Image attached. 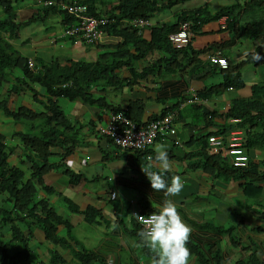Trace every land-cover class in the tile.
Returning <instances> with one entry per match:
<instances>
[{
  "label": "crops",
  "instance_id": "1",
  "mask_svg": "<svg viewBox=\"0 0 264 264\" xmlns=\"http://www.w3.org/2000/svg\"><path fill=\"white\" fill-rule=\"evenodd\" d=\"M233 1L230 0L225 5ZM256 1H260L261 4L255 10L264 17V0ZM159 2L165 0H158ZM238 2L244 3L243 0ZM253 7L254 3L248 5L249 12L242 14L241 17L246 20L253 19L251 18L255 11L252 10ZM180 11L173 12L171 7L164 9L155 13L150 23L152 25L171 23L175 14ZM230 20V17L225 19L221 16L215 21L207 22L200 26V33L191 37V50L201 53L196 57L199 65L195 70L194 61L188 62L184 71L180 70V65L174 57H178L181 52L170 57V61L164 62L158 52H152L133 60L128 65L138 72L147 66L158 64V68L154 65V70L149 74L133 78L128 71L130 68L121 66L116 74L123 79L122 84L115 89L99 86L109 102L139 123L147 121L150 116L158 115L162 108L172 106L170 111L174 115V135L154 141L146 153L123 152L115 156L109 141L96 131L98 126L105 123L106 112L98 111L100 117L96 119L95 109L79 102L73 103L72 112L76 114L81 128L77 134L76 147L72 154L66 157V161H69L66 162V166L72 172L80 174V177L74 184H70L67 175L58 169L49 171L44 176V181L59 191L61 196L51 195L46 201L61 219H65L71 225V233L78 244L93 252L105 264H149L146 256L141 253L140 246L123 231L121 224L125 227L130 225L132 211H138L142 207L147 210L157 208L156 206L162 204L165 199L163 192H155L152 189L150 181L141 169L147 167L154 159L155 148L159 144L166 146L171 162L170 174L166 173L165 178L167 176L166 179L170 183L172 176L179 175L184 182V188L179 195L169 198L177 204L184 222L192 229L188 242L190 250L198 249V253L202 252L209 264L215 262L236 264L249 259L253 254L256 264H264V177L262 180L254 178V185L260 187V190L247 186L243 192L244 178L233 180L220 175L216 172V166L204 159L203 154H208L204 151L207 141L203 152L200 150L201 136L218 131L217 129L222 126H225V130L234 127L235 123L228 124L220 116L233 101L251 98V91L256 86L259 87L254 91L256 96L261 97V92H264V72L258 73L257 69V64L264 62V59L256 61V64L254 61V57L264 53V37L248 38V43L241 50H236L237 40L230 42L233 34L228 24ZM45 32L43 31L45 35L39 38L23 39L27 40L25 45L32 52V55H28L33 56L35 60L38 57L43 60L42 55L37 56V52L47 49L56 42L67 44L63 45V48L70 50L71 59L85 57L93 60L98 52L104 51L107 44L116 41V38L104 37L102 44L96 45L99 47L96 48L71 40L66 41L67 39H55L58 30L48 34ZM140 34L144 39H148L149 28H142ZM215 44H221L220 51L228 63V68L246 59L237 69L243 85L237 89L227 87L218 92L210 90L206 97H199L196 102L193 100L188 102L192 93L201 89L207 90L208 87H215L222 82L220 69L207 62L208 51L204 50ZM157 58L160 59L159 62ZM184 58L186 57H180L181 60ZM248 63L252 64V68H247ZM0 124L1 133L10 121L1 116ZM247 128L246 130L249 129ZM260 129L261 126H257L254 132ZM75 136L72 139H75ZM248 155L251 166L253 164L259 174L264 170V148L250 145ZM62 196L72 201L79 209L86 205L98 209L106 215L107 222L104 223L102 220L95 223L85 222L81 214L69 211L66 205L68 201H63ZM116 219L120 224L114 222ZM29 228L33 234L28 241L33 249L30 255L31 264L34 262L45 264L51 244L43 242L36 227ZM61 228L57 227L58 230ZM68 249L77 250L76 245H71ZM59 252L63 257L62 264H75L73 257H68L61 249ZM194 256L192 255L195 261Z\"/></svg>",
  "mask_w": 264,
  "mask_h": 264
},
{
  "label": "trees",
  "instance_id": "2",
  "mask_svg": "<svg viewBox=\"0 0 264 264\" xmlns=\"http://www.w3.org/2000/svg\"><path fill=\"white\" fill-rule=\"evenodd\" d=\"M24 1L26 0H0V112L5 117H9L14 124L26 123L25 131L15 130L10 134L11 138H16L20 143V157H18L17 164H11L8 161V155L13 151L16 144H11L12 141H10L8 146L5 141V135L0 133V194L3 195V205L0 206V221L10 223L9 241L5 243L0 241V264H31L30 255H32V251L27 247L28 239L33 237L30 226L36 227L42 234V238L53 245L52 248L48 249L51 254H49L46 264L63 262V257L60 256L55 248H69L71 245L77 246V251L74 252L75 255L73 256L76 259V264H105L101 258L78 244V241L71 233V225L53 211L45 198L36 197L37 189L47 194L53 192L50 187L42 182L43 174L55 167L50 162H63L64 154L72 151L70 146L65 147L64 145L65 139H68L66 130L71 128L69 127L71 123L65 122V115L57 104V98L84 101L96 106L105 105L103 99H97L90 94V87L98 82L105 86L113 85V88L118 87L122 84L123 79L117 77V68L123 65L128 67L133 60L145 57L152 52H158L161 58L164 59L163 62L170 61L172 57L181 52L178 57H174V60L180 65V70L184 71V68L189 64L188 62L192 61L195 63V70L199 65L196 57L201 53L192 51L189 45L186 48H172L167 40V34L175 31L181 22H188L193 33H200L201 25L209 21H215L222 16L225 19L227 17L231 18L230 23H228L233 33L230 42H233L241 35H245L249 39L264 37L263 14H257L256 10L254 11L257 15L256 19L246 20L241 17L242 14L249 12L250 8H248V5L254 3L252 10H255L261 3L256 0H243L244 3L240 4L239 0H234L231 4L223 5L214 11H209L204 5L193 10H183L175 14L171 23L151 25L148 39H144L137 32V29L120 28L118 21L135 17L149 19L155 13L169 9L174 4L186 0H165V2L159 3L158 0H65V2L77 1L85 4L89 15H104L106 18L114 20L115 22L107 25L105 30L109 34L119 37V41L109 46V50L102 53L98 52L93 62L76 59L59 65L56 59H52L48 63H40L42 61L38 59L41 68L31 71L26 65L25 57L19 55L13 44V41L17 39V31L32 23H42L48 15L52 14H57L60 17V22H56V27L54 28L60 33L67 29L69 24L74 25L77 22L75 23V13L67 14L66 10L64 11L60 8L56 10L53 6L44 8L41 5L34 6V11L25 20L17 21L14 4L18 5ZM67 38H69L67 35L59 37V39ZM26 41L23 40V43ZM213 46L221 48V44ZM96 48L99 47L96 46ZM183 56L186 58L181 60L180 57ZM259 58L261 60L264 59V53L258 55L257 59ZM157 61L159 62L160 59L157 58ZM245 61L246 59L229 68L220 69L222 82L215 87H208L207 90L201 89L196 92V95L204 98L210 90L218 92L227 87L234 89L242 87L243 83L237 69ZM154 65L158 68V64H152L138 72L133 71L132 68L127 69H129L128 71L133 78H141L153 71ZM13 68L19 70L18 75L12 73ZM32 83H36L42 94H38L32 88ZM96 87L94 86V88ZM256 88L259 87L256 86ZM255 89L251 91V98L233 101L227 110L220 115L225 121L238 119L235 125L237 128L245 129L243 145L246 149L250 145L261 146V149L264 148V92H261V97L259 95L256 96L254 93ZM20 92L30 93L29 96L38 109L33 110L25 106H18L16 110L9 109L7 107V103L10 102L8 100L9 97ZM106 107L110 110H119L118 107L111 104L106 105ZM171 107L161 109L158 115L150 116L149 119L163 115ZM210 113L215 114V112ZM123 114L130 118L126 112H123ZM203 117L205 118L206 116L204 115ZM254 125L256 127L261 126L260 131L254 132L256 128ZM217 130L201 136V151L205 147L208 135L212 133L220 134L226 131L225 126ZM50 146L62 149L63 153L61 155L56 152L52 153L48 149ZM113 150L116 151L117 149L114 148ZM123 152L116 151L115 156ZM53 154L57 156V160L49 161V157ZM203 157L207 162L216 166V172L220 175L227 176L233 180L244 178L245 182L242 183L244 184L242 186L243 192H245V187L247 186L260 190V187L254 185V178L262 180L264 170L258 174L250 162L245 167L239 168L233 167L215 155L203 154ZM25 169L28 170V176L25 175ZM63 173L67 175V181L70 184H74L80 177V174L70 172L66 168L63 169ZM167 174L170 173L167 172ZM251 175L254 176L252 177ZM57 195L61 196V193H57ZM61 199L65 202L68 201L66 205L69 211L81 214L85 222L95 223L101 221L102 216L98 209L90 205L79 209L68 198L62 196ZM146 210L147 208L145 207L139 209L140 212ZM114 222L120 224L118 219ZM20 224L25 225L27 233L22 231ZM121 225L123 231L138 245H141V240L138 236L140 229L133 219H131L129 226ZM58 226L62 227L61 231L57 229ZM13 239L17 240V244L20 245L21 249L8 247ZM140 248L141 253L146 256L149 260L148 263L151 264L152 253L150 250L142 245ZM198 252L196 248L191 249L192 255H195V261L192 257L190 264H209L206 256L202 252ZM217 263L215 262V264ZM236 264H256V259L253 254L249 259L239 261Z\"/></svg>",
  "mask_w": 264,
  "mask_h": 264
},
{
  "label": "clouds",
  "instance_id": "3",
  "mask_svg": "<svg viewBox=\"0 0 264 264\" xmlns=\"http://www.w3.org/2000/svg\"><path fill=\"white\" fill-rule=\"evenodd\" d=\"M46 1L47 0H34L33 3H27V4H30L29 5L30 6V10H29L30 13H29L28 16H30L32 11H34V6H36V5H41L44 8L45 7H49V6H53L56 10H58V8H60V9H62L64 11L66 10L67 14H69V13L74 14L75 13V18H76L75 23L77 22V24H74V25L69 24L70 26L68 25L67 29H65V30L62 29L63 31H61V33L59 32V33L55 34V36L57 35V37L55 39H57V38L59 39V37H61L63 35H67L69 37L67 39L71 40L72 42H78V43H81L83 45H89V46H95L96 47V45L102 44V40L104 39V37H111L113 39L116 38V41L114 43H109V44H107L105 46L104 51L109 50V46H111V45H113V44H115L116 42L119 41V37L111 35L105 30L107 25H109L111 23H114L115 21L112 20V19L106 18L104 15H100V16L89 15L88 11H87V7H86L85 4L79 3L77 1L65 2V0H52V1H50V3H45ZM69 5L81 7L83 9L81 11H78V12H69L67 10V6H69ZM48 16H50V15H48ZM51 16H56L57 17L56 22H60V17L57 14H52ZM82 16L90 17V18H93V19H95L97 21V29L100 30V35L93 42H87L82 37H80V31H77V32H74V33H70L71 29H73V28H75L77 26H80V22L82 20L81 19ZM25 19H23V20H25ZM150 19H151V17L149 19H143V18H139V17H135V18H131V19H121V20L118 21V24H119L120 28L121 27H123V28L126 27V28L137 29V32L140 33L142 28H145V27L149 28L152 25L150 23V21H151ZM16 20L17 21H21V20L17 19V16H16ZM179 24H178V26H179ZM27 26H25V27H27ZM178 26H177L176 30L178 29ZM25 27H22V28H20L17 31V37H16L17 39L19 37L20 31L22 29H24ZM189 27H190V25H189ZM59 28L61 29V27H59ZM175 31H172V32L167 34V40H168V35L171 34V33H174ZM59 40H62V39H59ZM19 41L20 40L13 41V44L15 45V47H16V44H18ZM21 43L23 45H25V43H23V40L21 41ZM169 43H170V41H169ZM170 45H171V43H170ZM186 46L180 47V48H186ZM189 46H190V44H189ZM171 47L174 48V49H180V48H175L172 45H171ZM19 48L17 49V47H16L18 52H19ZM212 48H217V47L211 46V47L206 48L204 50L209 52V50L212 49ZM217 49L220 51L219 48H217ZM100 53H102V52L100 51ZM220 53H221V51H220ZM19 55H21L20 52H19ZM21 56L25 57L26 65H27L29 70L36 71L37 69L41 68L40 65H39V60H41V57H38L39 60L37 59L38 60L37 61V60L34 59L33 56H29L28 54L24 55V56L21 55ZM221 56H222V54H221ZM96 57H97V55L94 57L93 60H85V61H92L93 62L96 59ZM53 58L56 59L57 62H59V65H63L65 63H67L69 60H76V59H71V58L60 59V58H57V57H52V58H50L47 61L41 60L42 62H40V63H48ZM257 58H258V55H257ZM79 59H81V58H79ZM211 65H213V64H211ZM213 66H216V65H213ZM123 67H125V66L123 65ZM226 67H228V63H227ZM128 68H130V67H128ZM219 69H224V68H219ZM133 71H135V70H133ZM116 73H117V70H116ZM119 79H121V78H119ZM31 85H32V88H34L36 91L38 90L37 91L38 94H39V92L42 93L41 89H39V87L36 85V83H32ZM94 86H97V87L94 88ZM99 86L100 87H111V88H113V85L105 86L101 82H98L95 85H92L90 87V90H89L90 94L93 97L97 98V99H103V101L105 102V105H102V106L97 105L96 106L95 104L90 105L89 103L84 102V101L83 102L79 101V100L70 101V100H67V99H64V98H62V99L66 100L68 102H71V103L79 102V103L85 104V105L95 109L96 110V119H99V117H100V115L98 114V111L106 112L107 117H106L105 123L100 125V126H98L96 131L102 138H104L105 140L109 141V144L111 145L112 150L115 148V149H117L116 151L132 152V153H137V154L146 153L148 151L149 147L154 143V141L159 140V139L153 140L151 144H148L147 146H145L143 148H121L120 145H117V144H115L113 142L110 134H106V133L102 132L106 128V126L108 124V121H109V118L111 117V115H116V114H122L123 116H125V115L123 114V112H124L123 110L122 111L121 110H110V109H108L106 107V105H108V104H111V105H113V104L107 100L108 98L104 96V94L102 93L103 90L101 88H99ZM113 89H115V88H113ZM29 94L30 93H25V92H20L18 94H12L9 97V99H8V100H10V102L7 103V107L9 109H11V110H16V108L18 106H22V104H20V103L18 105H16L17 101L20 100V98H22V100L24 99L26 101L34 103L31 100V97L29 96ZM196 94H197L196 92L191 94V101L193 100V102H196L197 98H199ZM14 100H16V101H14ZM15 102H16V104H15L16 107L13 108L12 106H13V104ZM27 108H29V107H27ZM35 108H34V110H35ZM63 113H64V111H63ZM72 114L74 116L73 118L69 117L68 114L64 113L65 122L71 123V126H69L71 128L66 130V135H67L68 139H65V144L64 145H65V147L70 146L72 151L70 153L64 154V156L62 158L63 162H50V163L55 165V167L51 168V170L58 169L61 173H63V169L64 168L68 169V167L66 166L67 165L66 162H69V161H66V157L71 155L73 150H74V148L76 147V142L78 141L77 134H78V132L80 131V128H81V125H79L78 118H77L76 114H74L73 112H72ZM167 114H172L173 115V112H171L170 109H169V111H167L163 115L157 116L154 119H148L147 121H145L143 123H139L138 121L132 120V118L130 119V118L126 117V116L125 117L131 123H133L135 126H137V128H139V127L141 128V127L145 126L147 123H149L150 121L161 119V117H163V116H165ZM0 115L2 117L4 116L1 112H0ZM6 118L9 119L10 124L13 123L12 120L9 117H6ZM230 122L236 124L238 122V119L237 118L228 119L227 123L229 124ZM172 124H173V128H174V115H173ZM7 125H9V124H7ZM242 130L240 128L238 129L236 127V125H234V127L227 129L226 132H223V133H220V134H212V135H222V134L225 135V134H227L230 131H238L239 134L241 135V138H242V140H241L242 147H243V149H244V151H245V153L247 155L246 163L243 166H241V167H245L247 165V163L249 162V155H248V149H246L244 147V145H243L244 144L243 141H244L245 131H243L244 132L243 133ZM13 131H15V130H13ZM12 132H6L5 134L1 133V134L5 135V141H6V144L8 146L10 144V141L16 140V138H11L10 134ZM174 133H175V128H174ZM174 133H173V135H174ZM173 135H170V136H173ZM73 136H75V139H72ZM209 136L210 135H208L206 137V141H207V138ZM19 149H20V147L18 146V144H16V146L13 149V151H11L9 153L8 161L11 164H17L18 163V157H20V150ZM48 149L52 153L56 152L59 155H61L63 153L62 149H60L58 147L50 146ZM116 151H114V153ZM155 153L156 154H155L154 159L151 160V162L148 164V166L147 167H141V169H142L143 173L146 175V177L148 178V180L150 181V185H151L152 189L155 192H163L164 196H165V199L163 200L162 204H158L156 206L157 208H150V209H148L146 211H143V212H140L139 210L138 211H132L131 212V214H132L131 215V219H133V221L136 223L133 214L151 212L149 215H147V217H145L143 215H139L138 216L140 218L141 224L143 225L142 229H140L138 224L136 223L138 228L140 229V231L138 232V236L140 237L141 245L142 246H146L150 250V252L152 253L151 264H190V261H191V258H192V253H191L190 248L188 247V242L190 240L192 229H191L190 225H188L187 223L184 222L182 216L180 215V212L178 211L177 204L172 199L169 198L171 196L179 195V193L184 188V182H183L182 178L179 175L172 176L171 180H170V183L165 178V173L171 171V162H170L169 157H168L166 146L164 144L157 145L156 148H155ZM206 155L218 156V158H220L222 160H225L226 162H228V164H230L228 156L221 157V156H219L217 154H206ZM55 160H57V156L56 155L53 154V155H51L49 157V161H55ZM12 162H15V163H12ZM241 167H239V168H241ZM23 168H25V167L23 166ZM51 170H49V171H51ZM49 171H47V172H45V174H43L42 182L46 186L50 187L53 190V192L50 193V194H47L46 192H43V191L37 189L36 190V197L37 198H45V199H47V197H49L51 195H57V193H59V191L55 190L52 185H50V184H48V183H46L44 181V176ZM69 171L71 172V170H69ZM75 174H77V173H75ZM25 175L28 176V170H26V169H25ZM0 195H1V197H0V202H1L0 206H1V205H3V195L2 194H0ZM10 216H12V215L10 214ZM15 223L18 224L17 222H15ZM20 226L22 228V231L24 233H27V229L25 228V225L24 224H20ZM9 233H10V223H3L2 221H0V241L4 242V243L9 241L8 240L9 239ZM41 236H42V234H41ZM30 239L31 238H29L28 241ZM28 241H27V245H28L27 247L31 251L33 249L31 248V245L28 244ZM141 245H138V246H141ZM8 247H11L13 249H15V247H17V248L21 249L20 245L17 244V240H15V239L10 241V244H9ZM52 247H53V245L51 244V246L48 249H50ZM55 249L57 250V247ZM59 249H64V248H58V250H57L58 252H59ZM76 249H77V246H76ZM76 251H74V252H76ZM48 252H49V250H48ZM89 252H91V251H89ZM91 253L93 254V252H91ZM49 254H51V253L49 252ZM59 254L62 257L60 252H59ZM47 262H48V258H47ZM62 263L63 262H60V263H57V264H62ZM75 263H76V259H75ZM32 264H38V263L34 262ZM40 264H42V263H40Z\"/></svg>",
  "mask_w": 264,
  "mask_h": 264
},
{
  "label": "built area",
  "instance_id": "4",
  "mask_svg": "<svg viewBox=\"0 0 264 264\" xmlns=\"http://www.w3.org/2000/svg\"><path fill=\"white\" fill-rule=\"evenodd\" d=\"M52 0H47L45 3H50ZM83 8L69 5V12H78ZM80 26L71 29L70 33L80 31V37L87 42H93L100 35V30L97 29V21L90 17H81ZM140 22V21H139ZM198 33L190 31L189 24L182 22L178 29L168 35V40L175 48L184 47L190 44L191 37ZM206 59L210 64L216 65L219 68H225L227 62L217 48H212L206 54ZM193 96V95H192ZM191 101V97L187 100ZM173 115L167 114L161 119L150 121L143 127L137 128L122 114L111 115L103 133L110 134L113 142L120 145L121 148H143L151 144L153 140H162L166 136L173 135ZM241 135L238 131H230L225 135H210L207 138L206 152L208 154H217L221 157L228 156L230 164L233 167H241L247 161V155L242 147ZM149 213L133 214L139 228L143 225L140 222L139 215L147 217Z\"/></svg>",
  "mask_w": 264,
  "mask_h": 264
},
{
  "label": "rangeland",
  "instance_id": "5",
  "mask_svg": "<svg viewBox=\"0 0 264 264\" xmlns=\"http://www.w3.org/2000/svg\"><path fill=\"white\" fill-rule=\"evenodd\" d=\"M229 1L230 0H187L185 2H181V3L174 4L171 7V10L173 12H175V11L178 12L180 10H192V9H195L197 7H200V6H203L204 5V6L207 7V9L209 11H214L217 8H219L220 6L229 3ZM33 2H34V0H26L24 2L19 3L18 5L17 4H14L15 13H16V16H17V19L18 20H23V19H25L29 15V13H30V11H29L30 10V6L29 5L30 4H27V3H33ZM262 8L263 7H261V11L264 9V8L263 9ZM251 18L256 19L257 18L256 13H253V16ZM56 20H57V17L56 16H51L50 15V16L46 17L45 20L42 23H32V24L28 25L27 27H25L24 29H22L20 31V33H19L18 39L15 40V41L20 40L18 42V44H16V47H20L19 48L20 54L23 55V56L24 55H27V54H31L32 55V52L28 49V47L26 45H23L21 43V41L23 40L24 37H37V38H39V37L45 35L43 33L44 30H47L46 31L47 33H53L54 32V28L56 27ZM236 40L238 42V44L235 45L236 50H241L242 47H244L245 44L248 43V38L245 35H241ZM240 40H241L242 44H240ZM66 41H70V40L67 39ZM63 45H67V44L65 42H62V43L56 42L53 45H49L47 49H45V50H43L41 52H37V56L42 55V59L45 60V61L49 60L50 57H58L60 59L70 58V52H69L70 50L67 49V48H63ZM224 50L227 51L228 49L227 48H224ZM254 58H255L254 59L255 64L257 63L256 61H261V58H259V59H257L256 57H254ZM81 59L88 60L85 57H82ZM257 66H258L257 69L259 70L258 73L264 72V62L258 63ZM247 68H252V64L251 63H248L247 64ZM12 73L15 74V75H18L19 74V70L17 68H13ZM39 94H42V93L39 92ZM19 103L22 104V106L29 107L30 109H33L34 110L35 107H36L35 109H37V106H35L33 103H31L29 101H26L24 99L22 100V98H20V100L17 101V104L15 102L12 107L15 108L16 105H18ZM57 104L59 106H61V109L64 111V113L68 114L69 117H71V118L74 117L73 114H72L73 103L68 102L66 100H63V99H61L59 97V98H57ZM0 117H1V115H0ZM25 125H26L25 122H23L22 124H19V123H15V124L14 123H11L9 125H6L5 126V129H3L1 131V133H4L5 134L6 132H12L13 130H22V131H25L26 130ZM1 127H2V125L0 124V129H1ZM11 144H18V146L20 147V143L17 141V139L14 140V141H12ZM86 149L87 148H85V150ZM12 163H15V162H12ZM0 197H1V195H0ZM100 214H102V213L100 212ZM101 216H102V219L101 220L104 223L107 222L106 215L105 214H102ZM37 231H38V229H37ZM43 242H45V241H43ZM58 248L59 247H57V250H58ZM43 250H44V248H43ZM61 251L64 252V253H66L68 257H73L75 255V253H74V251L72 249L64 248V249H61ZM148 262H149V260H148ZM71 264H74V263H71ZM95 264H97V263H95Z\"/></svg>",
  "mask_w": 264,
  "mask_h": 264
}]
</instances>
